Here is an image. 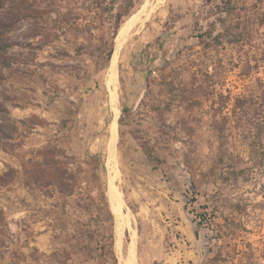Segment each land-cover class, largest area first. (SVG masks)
Masks as SVG:
<instances>
[{
	"label": "rangeland",
	"instance_id": "obj_1",
	"mask_svg": "<svg viewBox=\"0 0 264 264\" xmlns=\"http://www.w3.org/2000/svg\"><path fill=\"white\" fill-rule=\"evenodd\" d=\"M242 1L246 37L202 43V0H0V264H120L131 239L127 264H264V0ZM142 8L116 63L112 182L104 56Z\"/></svg>",
	"mask_w": 264,
	"mask_h": 264
},
{
	"label": "trees",
	"instance_id": "obj_2",
	"mask_svg": "<svg viewBox=\"0 0 264 264\" xmlns=\"http://www.w3.org/2000/svg\"><path fill=\"white\" fill-rule=\"evenodd\" d=\"M203 5L210 7V10L197 11L194 13L195 23H205V29L197 34L200 42H205L206 39H210L212 42L221 43L224 40L231 42H238L246 37L248 28L243 24L245 19L244 5L242 0H202ZM170 18V17H169ZM171 26H169V29ZM117 31V29H116ZM157 52L152 43L148 42L146 48H142L138 51L132 52V59H136L135 65L138 66V70H143L146 73V80L148 77L156 71L158 68L155 63V57ZM113 53L112 44L107 48L104 56V67H108L110 58ZM169 59L165 58L162 61V67H164ZM149 83L147 82V85ZM122 113L127 111L125 106L121 107ZM0 132L2 128L0 126ZM264 137V136H263ZM147 159L150 161H157L159 158L154 155V152L148 147L142 148ZM252 157L254 164H260L264 162V146H258L252 150Z\"/></svg>",
	"mask_w": 264,
	"mask_h": 264
},
{
	"label": "bare ground",
	"instance_id": "obj_3",
	"mask_svg": "<svg viewBox=\"0 0 264 264\" xmlns=\"http://www.w3.org/2000/svg\"><path fill=\"white\" fill-rule=\"evenodd\" d=\"M149 12H150V9L145 10L144 8H142V9L138 10L136 13L132 14L119 27V30L117 32L116 39H115L116 44H115V48H114V51L112 54V60H111V65H110V70H109V78H108V81H109L110 87H111L110 104L109 105H110V110L112 112V119H111L110 124L108 126V129L111 131V137L109 138L110 141L108 144V152H107L108 155H107V160H106V164L108 167V173H109V176H110V179L112 182L117 179V177L120 173V170L117 167V157H116V153H115V149H114V133L116 130V118H117L119 111H120V109L118 107V93H117V81H118V77H117V73H116L117 72V67H116L117 58H118V54H119L123 39L125 37H127L126 34L129 30L130 26L132 24H134L137 20H139L142 17V14L147 16L149 14ZM111 188H112V194H113L115 201L119 202V200H118V198L120 197V194L118 192L119 190H117V187L114 185V183H112ZM120 204H122V203H120ZM125 221L126 220L122 219L121 221L118 222L117 227H116L115 246H116V249L118 251H120V244H121L120 242H121L122 231L124 228ZM131 238H132V236H131ZM132 245H133V239H131L129 247H128L127 258H124L122 254H119L120 255V264H127L128 263L129 256H130L131 251H132Z\"/></svg>",
	"mask_w": 264,
	"mask_h": 264
},
{
	"label": "crops",
	"instance_id": "obj_4",
	"mask_svg": "<svg viewBox=\"0 0 264 264\" xmlns=\"http://www.w3.org/2000/svg\"><path fill=\"white\" fill-rule=\"evenodd\" d=\"M150 203V202H149ZM157 203V202H156ZM75 240L77 241L78 240V231L76 230V232H75ZM81 252V251H80ZM77 256V255H76ZM75 261H77V260H75ZM74 264H85V263H82V262H75ZM89 264H97V262H94V261H92L91 263H89Z\"/></svg>",
	"mask_w": 264,
	"mask_h": 264
},
{
	"label": "water",
	"instance_id": "obj_5",
	"mask_svg": "<svg viewBox=\"0 0 264 264\" xmlns=\"http://www.w3.org/2000/svg\"><path fill=\"white\" fill-rule=\"evenodd\" d=\"M109 64H111V58H110V62H109ZM117 66H118V65H117ZM127 256H128V250H127V252L124 253L123 257H124V258H127Z\"/></svg>",
	"mask_w": 264,
	"mask_h": 264
}]
</instances>
